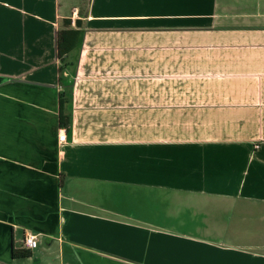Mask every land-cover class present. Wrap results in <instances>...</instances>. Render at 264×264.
Here are the masks:
<instances>
[{
    "label": "crops",
    "instance_id": "obj_1",
    "mask_svg": "<svg viewBox=\"0 0 264 264\" xmlns=\"http://www.w3.org/2000/svg\"><path fill=\"white\" fill-rule=\"evenodd\" d=\"M0 264H264V0H0Z\"/></svg>",
    "mask_w": 264,
    "mask_h": 264
},
{
    "label": "trees",
    "instance_id": "obj_2",
    "mask_svg": "<svg viewBox=\"0 0 264 264\" xmlns=\"http://www.w3.org/2000/svg\"><path fill=\"white\" fill-rule=\"evenodd\" d=\"M83 24L84 22L80 19H76L74 24L71 19L62 20L61 27L57 31L58 58L61 62L59 67L60 72H63L67 67V63L65 62L66 56L78 47L83 38ZM59 103V125L60 127H66L68 130L71 118L66 111L68 98L66 97L65 92L60 93ZM31 253V249L24 246L21 249L14 251L13 255L14 257L26 258L31 256Z\"/></svg>",
    "mask_w": 264,
    "mask_h": 264
},
{
    "label": "built area",
    "instance_id": "obj_3",
    "mask_svg": "<svg viewBox=\"0 0 264 264\" xmlns=\"http://www.w3.org/2000/svg\"><path fill=\"white\" fill-rule=\"evenodd\" d=\"M66 128L62 127L59 129V141L64 142L66 140ZM24 246L30 249L38 246L37 234L32 231H27L23 240Z\"/></svg>",
    "mask_w": 264,
    "mask_h": 264
}]
</instances>
